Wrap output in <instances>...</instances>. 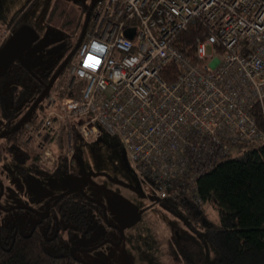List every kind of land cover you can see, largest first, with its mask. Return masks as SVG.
Listing matches in <instances>:
<instances>
[{
  "label": "built area",
  "instance_id": "2783aa9c",
  "mask_svg": "<svg viewBox=\"0 0 264 264\" xmlns=\"http://www.w3.org/2000/svg\"><path fill=\"white\" fill-rule=\"evenodd\" d=\"M195 25L192 59L178 37ZM170 64L179 72L166 81ZM65 85L75 96L24 125L41 163L53 144L72 149L74 130L85 141L104 131L159 201L197 212L196 179L231 147L264 143V0H98Z\"/></svg>",
  "mask_w": 264,
  "mask_h": 264
},
{
  "label": "rangeland",
  "instance_id": "374dc122",
  "mask_svg": "<svg viewBox=\"0 0 264 264\" xmlns=\"http://www.w3.org/2000/svg\"><path fill=\"white\" fill-rule=\"evenodd\" d=\"M78 1L88 0H0V36L12 33L4 22L21 12V22L27 23L39 35L25 54L29 58L39 57L42 49L56 45L68 33L79 11ZM206 52L211 53L210 46L206 47ZM9 91L7 88V95ZM48 100L54 104L56 98L52 92L37 108L39 116L46 112L45 102ZM2 105L0 133L5 130L2 108L10 107L8 101ZM50 148L54 161L57 153L67 157L69 172L60 178L49 177L40 181L38 175L27 173L20 177L15 171H8L7 165L0 164V179L4 183L3 205L41 210L48 196L66 187H76L102 203L107 215V220L103 219L99 206L94 205L91 208L93 223L84 226L89 234H73L77 238L73 243L80 246L103 241L95 249L79 254L85 260L109 264H183L186 258H197L204 263L210 262L206 247L199 248V245L204 227L218 222L214 208L203 202L200 207L203 213L194 219L193 215L198 211L185 212L178 205H173V208L164 206L131 167L119 137L101 131L97 139L85 142L79 139L70 150L61 147L59 152L54 144ZM238 153L239 148L234 146L228 156L234 157ZM40 154H43L42 149H39L37 159H40ZM51 157L37 165L51 172L54 164L47 163V160L52 161ZM35 220L32 214L26 215L17 210L0 211V224H14L23 232H29ZM110 225L117 226L120 237ZM117 238L116 244L112 243ZM107 239L110 241L107 242ZM201 250L203 255L198 256Z\"/></svg>",
  "mask_w": 264,
  "mask_h": 264
},
{
  "label": "trees",
  "instance_id": "16d2710c",
  "mask_svg": "<svg viewBox=\"0 0 264 264\" xmlns=\"http://www.w3.org/2000/svg\"><path fill=\"white\" fill-rule=\"evenodd\" d=\"M77 4L79 11L73 23L70 24V30L57 43L58 45L45 47L39 57L31 58L32 65L29 69H25L14 61L6 75L0 77V105L3 106L4 101L10 104L9 108H2L6 130L13 126L17 115L24 114L28 107L40 97L53 74L74 49L90 0L78 1ZM21 17V12H17L12 19L4 22L5 27L12 33H16L20 26L27 24L21 22ZM201 32V26L195 25L179 34V41L185 42L188 47L186 55L192 59L195 58L194 46ZM2 45L3 43H0V48ZM73 55L43 94L42 100L51 92L56 98L54 101L75 96V90L67 89L64 85ZM178 72V67L170 64L162 70L160 75L166 81H173ZM7 88L10 90L8 95ZM48 101L45 102V107ZM37 117L39 114L34 111L25 121L35 122ZM257 122L261 124L259 114H257ZM19 135L20 130L0 138V164L7 165L6 168L10 172L19 166L18 175L24 177L28 171L37 173L35 169H39V166L33 161L38 160V150H29L20 142ZM79 139L85 142L74 130V146ZM34 146L37 148L36 145ZM237 148L239 153L236 156L227 155L222 158L195 181L199 197L214 208L218 222L217 224L208 223L204 227L200 245L198 243L199 248L206 247L210 254V262L204 263L200 259L196 260L197 258H194L195 260L186 258L183 264H264V143H245L237 145ZM69 164L65 155L57 153L56 162L49 175L57 178L66 175L69 172ZM64 196L65 199L70 198L69 195ZM162 204L167 208H173L167 202ZM202 213L200 209L193 215L194 219ZM87 218L85 217V222L88 221ZM100 242L95 244L99 245ZM199 253L198 256L203 255L202 250ZM0 264L78 263L71 261L67 255L50 252L37 229L27 234L16 231L15 227L9 224L2 223L0 224Z\"/></svg>",
  "mask_w": 264,
  "mask_h": 264
},
{
  "label": "flooded vegetation",
  "instance_id": "af4514ba",
  "mask_svg": "<svg viewBox=\"0 0 264 264\" xmlns=\"http://www.w3.org/2000/svg\"><path fill=\"white\" fill-rule=\"evenodd\" d=\"M25 53L22 55L24 58L28 57ZM42 97L43 95L40 97L39 101L36 103L35 107L28 114V116H30L34 111L36 112L37 108L40 107L42 102ZM36 100L28 107V109L24 114L22 113L23 115L21 114L16 116L14 120V124L10 129L6 130L7 127L5 125V118L3 115L5 130L1 133H5L11 130L17 123H19L26 116L29 109L35 104ZM25 123L26 121L24 120L20 128L16 130V131L20 130V135H19L20 142L24 144L27 148H29V150H35L38 147L35 148L34 147L35 144H33V146L32 144H30L29 138L24 131ZM39 149L41 148H38V155H39ZM33 162L36 165L41 163L40 159L34 160ZM19 170H20L19 166L14 168L16 175H18ZM35 170H37V173H34L32 171H28V173H32V175L34 176L38 175L40 181H44L43 179L52 177L51 175H49L50 172L43 170L40 166L39 169H35ZM0 182L3 188V192L0 197V211L7 212V211L17 210L20 213H24L26 215L32 214L33 216H35L36 220L34 223L32 222V228L30 229L29 232H25V233L28 234L31 231L37 229V231L41 233L44 241L46 242L47 249L50 252H54L59 255H67L71 261H74L75 263L78 264H109L108 262L105 263L89 262L79 255L87 251H90L92 249H95L99 245L91 244L87 246H80L73 243V241L77 239L75 236H73L74 232L79 235L81 233L89 234L88 232L89 230L85 227L86 225L93 223V219L91 216L92 215L91 211L93 209L91 208H93L94 205H98L99 209L102 212V207L100 203L96 200V198L88 194H84V192L81 189H78L76 187H72V188L66 187L64 190L48 196L44 200V205L41 210H34L33 208L30 207H22L16 205L8 206V205H3L1 203V198L4 194V183L2 179H0ZM64 195H69L70 198L65 199ZM47 202H48V206L46 205ZM87 210H89L88 213ZM85 217H88L87 220L89 221V223L88 221L85 222L86 220ZM11 226L15 227L16 231H22L20 227L15 226L14 224H12ZM112 227L114 228L115 231L118 232V237H120V231L117 228V226H112ZM118 239L119 238H117V240L113 241L112 243L116 244ZM71 249H73L72 253H71Z\"/></svg>",
  "mask_w": 264,
  "mask_h": 264
},
{
  "label": "water",
  "instance_id": "95a60500",
  "mask_svg": "<svg viewBox=\"0 0 264 264\" xmlns=\"http://www.w3.org/2000/svg\"><path fill=\"white\" fill-rule=\"evenodd\" d=\"M97 1L98 0H90V6L86 12L85 21H84L83 27L81 29V32L79 34V37L77 39V42L75 44L74 49L67 56V58L62 63V65H60V67L53 74V76L51 77L49 83L46 85V87H45L44 91L42 92V94L40 95V97L53 84L57 75L60 73L62 68L66 66V64L70 60L71 56L73 55L75 50L78 48L79 44L81 43V41L84 37L86 28L88 26V22H89L93 7L95 6ZM125 35L128 38H132L133 37V30H130V29L126 30ZM38 37H39L38 33L33 28H31L27 24H23L22 26L19 27V29L16 31V33H14V35H12L8 39H6V41L3 43V45L0 48V77H4L6 75L10 65L16 60L25 69H29L30 65L32 64V59L29 57L24 58L22 55L27 50L31 49L33 44L38 40ZM40 97L36 100L35 104L29 109L26 116L19 123H17L11 130H9L5 133H0V138L3 137L4 135L15 132L17 129L20 128V126L24 122L25 118L28 116V114L35 107L36 103L39 101ZM2 192H3V188H2V184L0 182V197H1ZM46 205L48 206V202L46 203ZM100 205L102 207V213H103V217H104L103 219L107 220L105 206L102 203H100ZM110 226H112V225H110ZM106 241L109 242L110 240L107 239ZM72 251H73V249H71V253H72Z\"/></svg>",
  "mask_w": 264,
  "mask_h": 264
}]
</instances>
